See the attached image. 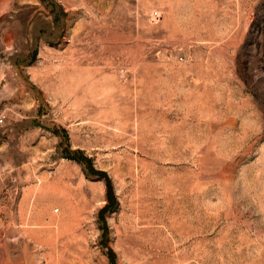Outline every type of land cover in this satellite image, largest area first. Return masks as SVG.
Instances as JSON below:
<instances>
[{"label":"rangeland","instance_id":"374dc122","mask_svg":"<svg viewBox=\"0 0 264 264\" xmlns=\"http://www.w3.org/2000/svg\"><path fill=\"white\" fill-rule=\"evenodd\" d=\"M0 264H264V0H0Z\"/></svg>","mask_w":264,"mask_h":264},{"label":"built area","instance_id":"2783aa9c","mask_svg":"<svg viewBox=\"0 0 264 264\" xmlns=\"http://www.w3.org/2000/svg\"><path fill=\"white\" fill-rule=\"evenodd\" d=\"M149 16H150L151 19L157 17L156 10L151 11L150 14H149Z\"/></svg>","mask_w":264,"mask_h":264}]
</instances>
